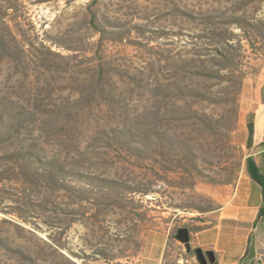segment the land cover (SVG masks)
<instances>
[{"label":"rangeland","instance_id":"1","mask_svg":"<svg viewBox=\"0 0 264 264\" xmlns=\"http://www.w3.org/2000/svg\"><path fill=\"white\" fill-rule=\"evenodd\" d=\"M263 90L264 0H0V264H200L219 223L264 258V201L223 215Z\"/></svg>","mask_w":264,"mask_h":264},{"label":"crops","instance_id":"2","mask_svg":"<svg viewBox=\"0 0 264 264\" xmlns=\"http://www.w3.org/2000/svg\"><path fill=\"white\" fill-rule=\"evenodd\" d=\"M260 187L250 189L248 192L245 190L240 191L238 200L235 201L234 205H231L229 214H223L224 217L237 219L239 220L238 222H245L247 218L251 217L252 212H255V219L258 212L257 209L262 206V202L264 201L263 190L262 187ZM249 235L250 232L247 236L235 238L233 234L226 232V228L222 223H219L217 226L196 232V234L192 236L191 246L192 248L199 247L205 251L211 250L214 252L215 261L208 264H264L262 254L256 251L252 252L253 243ZM157 237V234L151 237L145 247L147 253L146 264H150L151 262L149 260H152V255L157 253H159L158 264L162 262L167 249V239L159 243ZM254 245H256V243ZM187 261L190 262V260Z\"/></svg>","mask_w":264,"mask_h":264},{"label":"water","instance_id":"3","mask_svg":"<svg viewBox=\"0 0 264 264\" xmlns=\"http://www.w3.org/2000/svg\"><path fill=\"white\" fill-rule=\"evenodd\" d=\"M178 239L182 240L185 243V246L187 247V251L191 250V239H190V231L188 228H181L179 229ZM197 259L200 264H207L208 260L206 257V254L208 256V259L210 260L211 263L215 261V256L213 251H207L205 252L202 248H196L195 249Z\"/></svg>","mask_w":264,"mask_h":264},{"label":"trees","instance_id":"4","mask_svg":"<svg viewBox=\"0 0 264 264\" xmlns=\"http://www.w3.org/2000/svg\"><path fill=\"white\" fill-rule=\"evenodd\" d=\"M263 97H264V90H263ZM253 131H254L253 124H251V132ZM247 166L251 177L260 184L264 194V173L261 172L258 163L252 157H249L247 160ZM261 218H262V214L259 216V219Z\"/></svg>","mask_w":264,"mask_h":264}]
</instances>
